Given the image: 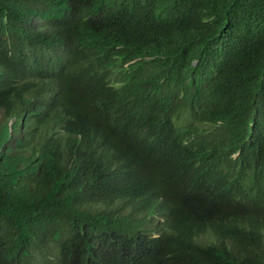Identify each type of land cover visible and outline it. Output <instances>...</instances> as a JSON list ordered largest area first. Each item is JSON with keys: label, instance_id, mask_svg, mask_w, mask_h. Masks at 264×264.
<instances>
[{"label": "trees", "instance_id": "obj_1", "mask_svg": "<svg viewBox=\"0 0 264 264\" xmlns=\"http://www.w3.org/2000/svg\"><path fill=\"white\" fill-rule=\"evenodd\" d=\"M73 2L80 20L63 23L46 37L20 25L21 0H0V68L10 71L0 81V100H7L12 108L7 115L17 120L13 132L8 121H0V264H28L35 258L43 264H77L75 252L89 258L93 250L116 264H264V256L245 253L224 230L206 234L210 205L221 199L215 190L206 198L193 188L181 211L176 201L182 180L198 178L197 183L213 186L219 178L213 168L204 173L186 169L191 157L204 161L210 155L217 164L219 154L211 149L217 142L233 145L238 123L264 118L257 112L264 107L259 100L264 94V0ZM69 41L79 43L82 52L59 56L62 43ZM50 55L61 67L60 98L51 108L37 98L32 109L14 80L27 81L23 71L30 65L31 79L44 80ZM102 73L121 84L109 87L100 80ZM32 88L42 91L44 85ZM131 104L171 125L172 115L186 108L206 125L184 131L196 135L190 154V147L177 143L157 167L147 164L152 168L148 187L123 186L127 180L142 181L125 169L124 159L112 163L96 152L93 139L84 144L89 125L115 132L119 123L111 114ZM22 112L23 122L17 116ZM130 119L138 125L136 113ZM144 127L162 131L154 124ZM214 134L223 139L209 146ZM197 141H205V149L196 151ZM259 153L257 162L253 154L245 163L252 181L264 169V147ZM154 193L172 200L164 230L151 222ZM252 207L264 212V185ZM144 211L148 216L138 219Z\"/></svg>", "mask_w": 264, "mask_h": 264}, {"label": "clouds", "instance_id": "obj_2", "mask_svg": "<svg viewBox=\"0 0 264 264\" xmlns=\"http://www.w3.org/2000/svg\"><path fill=\"white\" fill-rule=\"evenodd\" d=\"M10 9L11 6L9 7V10ZM19 13L20 25H22L26 31H32L46 37L54 33L56 28H60L63 23L72 24L78 22L81 18V14L79 10L75 8L73 0H21ZM62 44V49L59 50V56H64V54L68 53L73 54L74 52H76L75 54H79L82 52V46L77 42L69 41ZM33 69L32 65H30V69H24L23 72L24 76L28 79L27 81L22 80L20 77L16 82L14 80L15 89H17L18 86L23 91L22 95L24 96L26 106L30 105L32 109H36L37 106H32V103L38 98L41 105L51 108L60 98L61 91L57 78L61 72L60 64H58L53 55H50L44 80L31 79ZM7 73H10L7 68H0V81ZM208 79L212 80L213 78L208 75ZM100 80L113 88L121 84L120 81H115V78L108 77L104 73L101 74ZM40 83L44 85L42 91H37L32 88V86ZM21 85L30 86L28 89H23ZM13 99L17 104L18 96L14 94V92ZM5 100L6 99L0 100V121H8L9 126L12 127L11 131L13 132V126L17 120L7 115L12 108L11 105L6 104L7 100ZM259 100L264 101V94L260 96ZM257 112L263 115L264 107H260ZM133 113H136L138 117V125L130 119ZM17 116L21 118V122L24 121L23 112ZM111 117L119 123L115 132H110L98 124L89 125L88 128H86V140L84 144H87L91 138L95 143V151L109 158L110 162L118 164L120 159H124L126 161L125 169L130 168L134 170L138 179L142 181L141 183H135L134 181L127 180L123 184V186L129 184L132 188H136L137 185H141L142 187L151 185L149 171L157 167L161 155L175 148L177 143H180L184 147H190V154L191 145L193 140L196 139V135L190 137V135L184 133V131H197L201 125L206 126L204 123L202 124L201 122L193 120L186 108H182V110L179 109V112L176 111L172 115V125L167 122L166 118L145 116L143 114V107L139 104H131L123 111L111 114ZM146 123L154 124L158 128H161L162 131L152 132L144 127ZM238 124L240 128L237 130V139H234V144L229 147L221 137L222 133H220L221 136L219 134H214L212 136L214 141H210L209 146L213 144L215 140L219 138V140L223 139L211 148L219 154L217 155L219 157V162L217 164L212 165L210 155H205L204 161H199L195 157L189 159L190 155L186 156L192 161V163L188 161L185 164L186 169H194L195 171L204 173L209 170V168H213L214 173L219 175V178L212 180L213 186H211L210 183H197L198 178L182 180L179 186L181 189L180 196L176 201L180 204L181 211L187 208L189 199L193 197V188L199 187L203 190L206 198H208L212 190H215L217 195L221 196V199L218 204L210 205L212 213L211 219L203 223L206 234H211L210 232H214L216 229L224 230L228 234V239L245 253H254L264 256V212L257 213L252 207L259 186L264 185V169L260 173V179L252 181L246 177L249 168L245 164L253 154L257 162L260 156L259 151L264 147V118L260 121L257 119L246 120V122H240ZM207 127L209 128L210 125L207 124ZM22 135L23 134H20L18 136ZM37 138H40V136H37ZM200 149H205V141L196 142L195 150L199 151ZM110 150L111 153L109 152ZM4 151L5 150L2 152ZM117 152L123 155H117ZM147 164L152 168L147 169ZM174 171L177 176L176 170ZM177 182H179L178 176ZM154 195L155 197L152 204L155 210L151 222L154 223V228L157 229L158 227L164 230L165 225L170 219V214H172L169 205L172 200L164 196H158L155 193ZM120 200L125 203L123 197H120ZM138 202L139 199L132 203L131 206L136 205ZM238 203L240 206H238ZM162 207L166 208L163 215L160 214V209ZM147 216V212L144 211L138 215V219ZM155 236L158 237V233H156ZM247 236H253L255 239L247 240ZM104 255V253L98 250H93L89 258L85 257L81 252H75L72 256L80 259V262L77 264H116L112 258L107 260ZM52 260H54V258ZM27 263L43 264L41 261L38 262L37 258H35V261L33 260V262Z\"/></svg>", "mask_w": 264, "mask_h": 264}]
</instances>
